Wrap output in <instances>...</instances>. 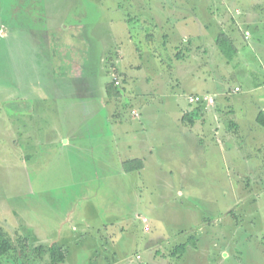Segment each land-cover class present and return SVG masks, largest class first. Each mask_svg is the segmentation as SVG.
I'll return each instance as SVG.
<instances>
[{
  "label": "rangeland",
  "instance_id": "obj_1",
  "mask_svg": "<svg viewBox=\"0 0 264 264\" xmlns=\"http://www.w3.org/2000/svg\"><path fill=\"white\" fill-rule=\"evenodd\" d=\"M29 1L0 0V228L20 248L16 239H27L25 263L48 264L49 255L40 261L32 249L55 243L67 252L62 264H264V127L256 120L264 85L248 91L249 70L259 65L244 63L264 54V7L255 11L254 0H117L141 18L121 64L118 42L31 34L35 25L72 24L80 13L100 21L116 0H37L35 25ZM155 14L160 26L146 18ZM229 37L231 59L222 49ZM62 47L71 50L67 57L80 48L85 58H56ZM115 80L114 99L107 85ZM195 95L215 102L190 104ZM183 115L197 121L194 130L179 128ZM141 124L146 141L166 140L164 154L154 144L149 157L132 144L144 136ZM142 165L138 177L133 171ZM159 169H171L170 187L160 186ZM116 216L119 229L97 231ZM152 241L156 252L147 247ZM182 243L186 253L176 257ZM0 264H15L14 257Z\"/></svg>",
  "mask_w": 264,
  "mask_h": 264
},
{
  "label": "crops",
  "instance_id": "obj_2",
  "mask_svg": "<svg viewBox=\"0 0 264 264\" xmlns=\"http://www.w3.org/2000/svg\"><path fill=\"white\" fill-rule=\"evenodd\" d=\"M23 1H25V0H23ZM36 1L37 0H30L28 2V5L30 4V6H32V8H30L29 12H28L29 17H31V18H28V20L29 21L30 20L33 21V23L31 21L30 22L32 24H34V25L37 24V22H39L40 18H41V17L39 18L40 15H38V11L36 9L37 5L35 6ZM254 1H255V4H259V5H256V6L253 7L255 11H256L257 7H261V8L264 7V6H260L261 5L260 4L261 0H254ZM222 3H226V2L223 1ZM119 4H120V2L117 1L116 2V6H108V7H106L104 9L105 16L100 21H98V20L97 21H85V20H87V18L85 17V14L84 13H80L79 17H77L76 21L74 23H72V24L60 25V26H56V27H53V28H49V29L47 27L46 28H44V27H36L37 25H35V27H31V34H32L33 37H37L40 34L47 41H49L50 38H55V40L58 41V42H65V40L62 37L64 36V37L68 38L67 36H69L72 41L74 40V43H76V42L78 43L79 42L78 44H83V43L87 44V42H91L92 41L93 37L100 38L101 43H110V42L115 41V42H118L117 43V47H116V54H117V57H118V62L121 61V64H122L123 59H124V54H125V49H124L125 45L124 44L125 43H129V44L135 43L136 37H139L140 33L138 31H136L135 28L141 26V24L139 23V22H141V18L136 17V16H131L129 13L124 12L125 7L124 6H119ZM129 7L133 11L135 10V8L139 9V6H129ZM16 11H17V9H16ZM139 14H141L140 11H139ZM142 16H144V15H142ZM210 16L213 17V15H211V13H210ZM256 16L257 15H254V16H251V17L252 18H257ZM146 18L151 20V22H152L151 24H153L152 26H160V24L157 21H160L162 19L161 15L155 14V15H152L151 17H146ZM145 21L149 22L148 20H144L143 19V23ZM202 27H203V24H202ZM247 32H249V31L245 32V37L249 40V39L252 38V35L247 36ZM200 33L202 35V31H200ZM218 37H217V39H215L213 41L215 46H216V44L218 42ZM229 38H230V41L234 45L235 44V39H233L231 37H229ZM199 39H200V37H199ZM107 41H109V42H107ZM202 42H204L203 39H202ZM73 49L74 50H72V52H71L72 56L68 55V57H67V52L70 53L71 50L64 49V47H62L59 50L57 49L58 53H57V55L55 57L56 58H58V57L59 58H74V59L80 58V60H81V58H85V56H83L81 54L82 52L80 51V48L78 50L79 53L77 55H76V53L78 51H76L75 48H73ZM262 49H263V47H262ZM84 52H87V51H84ZM104 52H106V51L104 50ZM263 53H264V51H263ZM107 54H106L105 58L107 57ZM250 56L251 57H249L248 60L246 58V61H248V62H246V61L245 62L243 61V62L246 63V64H250V65H252V64L259 65L258 68H255V67L253 68L254 70H256V72H253V70L250 69L249 70L250 72H249V75H248V82H249L248 91L254 92V91L258 90L259 88L263 87V85H264V79L262 77V76H264L263 75L264 74V54L259 55V54L254 53V55H250ZM184 59H182V60H184ZM182 60H180V61H182ZM249 61H251V62H249ZM76 64H77V67H78L79 62L76 61ZM133 67L135 69L141 68L140 65L133 66ZM132 71H133V69H132ZM121 73L125 74L127 72L125 70L123 71V69H122ZM259 74L261 76H259ZM77 75L78 74H76V76ZM246 78L247 77L245 76V81H246ZM236 89H239V90L236 91ZM234 90H235V92H240L241 88L236 86ZM108 99H109V97H108ZM202 108L205 109V107H202ZM230 112H231V114H229V116L235 118L236 117V116H234L235 115V111L230 110ZM260 114H262V116L264 118V108L259 109L258 112H257V115H256L257 116L256 120H257V123L259 125H261L258 122V117H259ZM187 118L184 117V115H183L181 119L180 118L178 119V123L180 124L179 128H181V126L182 127L185 126L186 131L190 132V131L194 130V128L196 127L197 121L194 120L193 117H187ZM216 119H217L218 124H220V122L222 120L221 115L216 117ZM230 120H231V122H233L235 127H238L240 129V124H239L240 121L238 119H235V120L230 119ZM141 125L142 126L139 127V132H141V133H139V134L140 135H144L145 134L144 130L146 129V127H145L144 124H141ZM218 133H219V129L216 128V134L218 135ZM154 141H155V138H154ZM155 142L154 143L153 142L150 143L149 141H146V136L144 135V136H142V138L140 136H138V139H136L135 142H132V144L133 143H137L141 147L142 146L145 147L144 151H146V153H147L146 156H149V157L154 155L153 151L154 152L157 151L155 147H151L150 146V145L153 146L154 144H156L157 146H160V150H162L161 153L164 154L163 150L168 145L166 140L164 138H161V139H159V140H157ZM129 147H132V146H129ZM135 160L137 162H139V161L141 162L142 161V163L143 162L145 163V161H143V160H145V158L144 159H140V158L136 159L135 158ZM150 163H153L151 169L159 168V166L156 164V162L152 161ZM120 166H121V169L124 172L125 169H123V166H124L123 163H121ZM146 170H147V167L145 165H142V167H137L133 171V173L137 174L138 177H140V176H142L141 173L143 171H146ZM148 170H150V168ZM159 170L161 171V175L159 176L160 186H162L164 188L170 187L169 181L172 180V178H170L169 174H173L170 171L171 169L166 171V173H165V171L163 169H159ZM137 199H138V197H137ZM118 218L119 217L116 216V219L112 223L110 222L109 226H107L106 224H100L99 225L100 227H97V229H98L97 231H100V228H105V229H107L108 227H110V228H118V227H115L116 220H118ZM141 218H142V215L138 214L137 215V220L140 221ZM146 222L149 224V220H147ZM122 229H123V227H122ZM151 230H152V225H149L148 227L144 228V233H149ZM111 233L113 234V232H111ZM112 234L110 235V232L107 233V235L110 236V238H112V243H113L114 242L113 241V236L116 235V231H114V235L113 236H112ZM156 244H158V241H152V243H149L147 245V247L150 248V250H152V252H153L156 249V246H158ZM63 249H64V247H63ZM154 252H156V250ZM158 252H159V250H158ZM138 257H140V256L139 255L136 256V260H140L141 259V257L140 258H138ZM163 257L165 258L166 255H163ZM156 259L157 258L154 257V261Z\"/></svg>",
  "mask_w": 264,
  "mask_h": 264
},
{
  "label": "trees",
  "instance_id": "obj_3",
  "mask_svg": "<svg viewBox=\"0 0 264 264\" xmlns=\"http://www.w3.org/2000/svg\"><path fill=\"white\" fill-rule=\"evenodd\" d=\"M223 40H226L227 42H224ZM222 41L227 44L228 47L222 48L224 51L225 55L229 59L233 58V43L228 40V39H223ZM176 59L182 60L185 58L184 52L178 51L177 54L175 55ZM107 93L110 98H116L120 95L117 85L113 82L109 85H107ZM258 122L264 126V118L262 114L259 115L258 117ZM140 163L141 162H137ZM125 167H127L126 163L124 164ZM128 168V167H127ZM193 240V239H192ZM17 242L21 243L22 247L20 248L19 245H16L14 240L12 239L11 236H9L7 233L3 231L2 228H0V262L2 259H5L8 256L14 257V263L15 264H27L25 263L27 260L28 256H25L27 250L25 246H27V239H16ZM28 247V246H27ZM188 247V243H182L176 246L174 255L176 257L182 256L186 253ZM19 248V249H18ZM34 253V258L42 261L45 255H49V263L48 264H62L65 263L67 259V252L63 249V247L59 246L58 244H53L50 247H45V246H35L32 249Z\"/></svg>",
  "mask_w": 264,
  "mask_h": 264
},
{
  "label": "built area",
  "instance_id": "obj_4",
  "mask_svg": "<svg viewBox=\"0 0 264 264\" xmlns=\"http://www.w3.org/2000/svg\"><path fill=\"white\" fill-rule=\"evenodd\" d=\"M247 36H250V33L247 32ZM115 84L118 86L119 82L115 80ZM237 91L239 89H236ZM214 98L210 95H195L190 97L189 103L190 104H195V105H201V106H209L214 104ZM134 115H137V112H134ZM140 258V257H138Z\"/></svg>",
  "mask_w": 264,
  "mask_h": 264
}]
</instances>
